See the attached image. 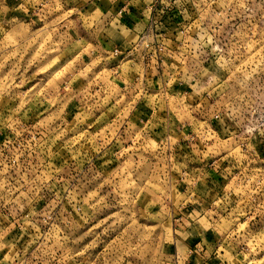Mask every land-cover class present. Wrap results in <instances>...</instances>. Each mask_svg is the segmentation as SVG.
<instances>
[{
	"label": "rangeland",
	"instance_id": "rangeland-1",
	"mask_svg": "<svg viewBox=\"0 0 264 264\" xmlns=\"http://www.w3.org/2000/svg\"><path fill=\"white\" fill-rule=\"evenodd\" d=\"M0 264H264V0H0Z\"/></svg>",
	"mask_w": 264,
	"mask_h": 264
},
{
	"label": "crops",
	"instance_id": "crops-1",
	"mask_svg": "<svg viewBox=\"0 0 264 264\" xmlns=\"http://www.w3.org/2000/svg\"><path fill=\"white\" fill-rule=\"evenodd\" d=\"M88 3V1L86 2V4ZM118 3V13H119V17L121 18V21L122 20H126V17L128 16V15H130V11H125V12H127V13H125L124 14V10L125 9H123V10H121V8H122V6H121V4H123L121 1H119V2H117ZM121 3V4H120ZM89 4V3H88ZM87 4V5H88ZM91 4H93V2L92 1H90V5ZM89 5V6H90ZM99 5V4H98ZM134 17V20H135V22H133V23H136V18H135V16H133ZM121 21H118V24L121 26V24H124V22H121ZM138 22V21H137ZM137 24V23H136Z\"/></svg>",
	"mask_w": 264,
	"mask_h": 264
}]
</instances>
